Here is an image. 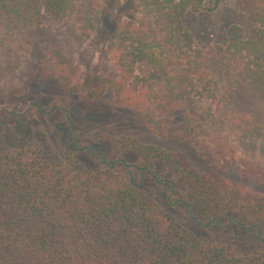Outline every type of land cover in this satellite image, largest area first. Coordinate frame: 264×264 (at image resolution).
<instances>
[{"label": "trees", "instance_id": "obj_1", "mask_svg": "<svg viewBox=\"0 0 264 264\" xmlns=\"http://www.w3.org/2000/svg\"><path fill=\"white\" fill-rule=\"evenodd\" d=\"M136 1L139 15L124 21L117 0H0V88L32 58L31 81L93 105L111 91L117 106L159 136L237 171L243 159L226 149L234 142L247 160L244 176L257 172L264 0H235L241 19L228 26L223 44L205 49L194 46L187 18L211 12L219 0ZM85 45L97 56L85 48L80 60ZM126 140L140 172L162 163L178 176L176 202L185 211L264 227V194L220 183L172 151ZM0 264H264V252L200 240L124 174L89 170L75 154L52 162L28 147L0 153Z\"/></svg>", "mask_w": 264, "mask_h": 264}, {"label": "rangeland", "instance_id": "obj_2", "mask_svg": "<svg viewBox=\"0 0 264 264\" xmlns=\"http://www.w3.org/2000/svg\"><path fill=\"white\" fill-rule=\"evenodd\" d=\"M117 4L123 6L122 20L139 15L136 0H117ZM240 19L235 0H219L211 12L188 15L187 25L193 34L194 46L205 49L223 44L228 26ZM42 24L48 25L49 19L43 18ZM85 48L95 54L94 49L85 45L79 52L80 60L87 57ZM94 54L93 59L88 58L90 65L94 64ZM31 66L32 58H29L1 81L0 89L4 94L0 98V153L31 147L52 162L75 154L89 170L107 168L127 176L133 186L154 198L165 212L198 239L231 246L240 254L264 252V227L245 228L234 215L209 222L185 211L176 202L180 191L178 176L162 163L154 165L149 172H140L135 167L138 155L126 139L172 151L197 172L253 194H264V185L258 183L264 181L260 173L264 168L263 155L253 157L257 165L254 164L252 170L257 172L245 177L243 170L247 160L237 151L236 143L230 142L226 149L232 151L229 155L233 153L236 160L243 159L244 162L238 161L243 165L237 171L225 169L216 155L197 156L189 146L154 133L134 117L129 108L117 106L111 91L93 105L64 95L50 82L31 81L27 75ZM215 145L210 143L211 150Z\"/></svg>", "mask_w": 264, "mask_h": 264}]
</instances>
